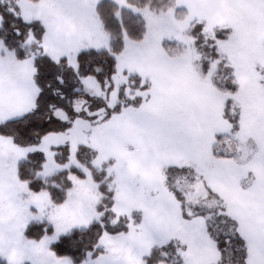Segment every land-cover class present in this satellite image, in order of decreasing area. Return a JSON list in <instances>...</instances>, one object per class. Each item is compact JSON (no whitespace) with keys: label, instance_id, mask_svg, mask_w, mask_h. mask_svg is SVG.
Listing matches in <instances>:
<instances>
[{"label":"snow or ice","instance_id":"6c2138e0","mask_svg":"<svg viewBox=\"0 0 264 264\" xmlns=\"http://www.w3.org/2000/svg\"><path fill=\"white\" fill-rule=\"evenodd\" d=\"M0 264H264V0H0Z\"/></svg>","mask_w":264,"mask_h":264}]
</instances>
